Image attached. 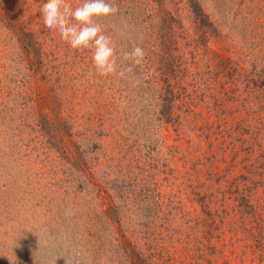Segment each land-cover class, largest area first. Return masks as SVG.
I'll list each match as a JSON object with an SVG mask.
<instances>
[{"label":"rangeland","instance_id":"374dc122","mask_svg":"<svg viewBox=\"0 0 264 264\" xmlns=\"http://www.w3.org/2000/svg\"><path fill=\"white\" fill-rule=\"evenodd\" d=\"M108 2L123 78L0 0V264H264V0Z\"/></svg>","mask_w":264,"mask_h":264},{"label":"clouds","instance_id":"9594fccd","mask_svg":"<svg viewBox=\"0 0 264 264\" xmlns=\"http://www.w3.org/2000/svg\"><path fill=\"white\" fill-rule=\"evenodd\" d=\"M119 13V6L108 0H83L73 8L66 0H41L40 15L49 33L59 38L76 51L88 50L95 72L101 77H125L134 73L145 58V50L134 45L123 53V61L118 63L112 37L106 34L100 20Z\"/></svg>","mask_w":264,"mask_h":264}]
</instances>
